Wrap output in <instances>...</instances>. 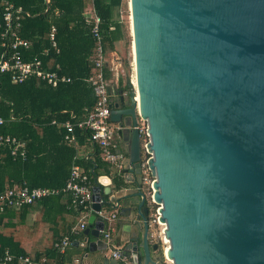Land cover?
<instances>
[{"label": "water", "instance_id": "obj_1", "mask_svg": "<svg viewBox=\"0 0 264 264\" xmlns=\"http://www.w3.org/2000/svg\"><path fill=\"white\" fill-rule=\"evenodd\" d=\"M129 2L136 86L128 75L111 111L127 167L115 186L96 177L83 233L100 239L107 207L139 228L122 247L135 264H264V0ZM140 120L167 250L151 244L153 204L139 189ZM106 248L85 244L80 264H119Z\"/></svg>", "mask_w": 264, "mask_h": 264}, {"label": "trees", "instance_id": "obj_2", "mask_svg": "<svg viewBox=\"0 0 264 264\" xmlns=\"http://www.w3.org/2000/svg\"><path fill=\"white\" fill-rule=\"evenodd\" d=\"M5 1L24 11L21 35L32 44L24 51V59L41 60L47 69L70 76L72 83L52 88L32 78L15 84L9 73L0 74V117L6 121L0 133L24 142L27 151V158L16 160L9 149L0 152V194L15 186L63 188L75 163L94 183L99 169L111 165L102 159L99 147L93 145L89 130L76 128V145H73L64 140L66 130L63 126L66 122L77 124L85 119L96 103L93 89L87 83L93 70L94 47L92 35L84 23L89 0H0V24ZM122 1L93 0L103 21L106 52L116 50L117 43L127 41L126 24L119 18ZM52 9L60 10L62 15L53 19ZM52 27L57 30L59 52L52 48ZM4 52L0 37V58ZM106 77H109L107 70ZM91 146L96 150L93 158L80 155L82 149ZM56 208L62 210L55 213L64 218L61 227L59 223L52 225L50 222ZM82 212L66 193L21 210L0 212V264L6 251L29 256L34 261L46 258L47 264H71V255L59 252L54 246L66 236L75 240L72 229ZM35 213L36 220L28 224L29 216ZM46 226L48 232L44 231ZM80 237H84L82 233Z\"/></svg>", "mask_w": 264, "mask_h": 264}, {"label": "built area", "instance_id": "obj_3", "mask_svg": "<svg viewBox=\"0 0 264 264\" xmlns=\"http://www.w3.org/2000/svg\"><path fill=\"white\" fill-rule=\"evenodd\" d=\"M126 5L127 7L120 11V17L122 21L128 18L131 21L129 0H126ZM23 13L22 7L15 6L9 1L3 3V22L0 24V37L5 52L0 58V74L9 73L15 84H22L32 78H36L52 88H58L63 84L72 83L70 76L62 74L58 70L51 71L47 69L43 61L24 59V51L29 50L32 44L21 35ZM84 23L88 27L94 41L91 57L93 70L87 78V83L93 89L96 103L92 110L88 112L85 119L79 121L77 124L71 122L63 124L66 130L64 140L69 144L76 145L75 129L89 130L91 133L90 140L93 142V145L96 144L99 147L102 159L117 168L119 172H123L127 167L128 160V151L122 141L124 127L111 120L113 100L106 77L107 52L105 50L104 33L102 30L103 21L97 13L93 0H89L87 8L85 9ZM56 31V27H52L50 40L52 42V48L59 52ZM130 81L135 87V76ZM135 99L138 101L137 96ZM5 123L6 121L0 117V127L4 126ZM55 123L53 121V124ZM137 128L141 136L142 144L140 175L142 182L139 189L145 193L148 202L153 204V184L155 178L148 168L150 155L146 151V144L149 140L146 122L140 120ZM6 148L10 150V155L14 160L27 158L24 142H21L15 137L0 133V152ZM93 188L94 183H92L90 176L75 163L72 166L69 179L63 188H30L28 186L8 188L0 194V212L21 210L26 206L49 197L58 196L62 193L70 194L72 196V204L83 209L81 224L72 229V235L78 236L87 228V219L93 214ZM159 209V206L153 204L150 223L158 227L156 238L164 246V250H167L169 242L164 236L165 226L159 222ZM95 214L105 220L102 238L107 243L112 257L122 261V264H135L130 258L123 256L121 248H116L111 243L114 224L119 217L118 211L108 213L106 210H101ZM72 242L70 236H66L60 242L56 243L54 248L64 253L71 247ZM165 261L167 264L171 263L166 257ZM13 262H18L19 264H47L46 258L40 261H34L29 256L16 255L6 251L1 259V264H11Z\"/></svg>", "mask_w": 264, "mask_h": 264}, {"label": "crops", "instance_id": "obj_4", "mask_svg": "<svg viewBox=\"0 0 264 264\" xmlns=\"http://www.w3.org/2000/svg\"><path fill=\"white\" fill-rule=\"evenodd\" d=\"M126 7H127L126 0H123L122 1V6H121V8L119 10V18H120V20H121L120 11L123 8H126ZM52 13H53L52 15L54 16V18H59L62 15L60 10H58V9H52ZM125 21H126V19L124 21L121 20V22H123V23H125ZM118 45H120V43H117V47H118ZM117 54H118L117 50H114V51L108 50L107 51L108 61L110 62L109 65H110V68L113 69V70H110V71H111V74H113L114 78L116 76V73H114V72L117 71L119 69V66H120V60H119V57H118ZM117 79H118V75H117ZM95 152H96L95 148L91 146V147H87L86 149H82L80 155H83V156H86V157L91 156L93 158ZM114 169H115L114 166H110V167H106L105 166V169L104 168L103 169H101V168L99 169V176L108 177L112 181V186H115L116 182L118 183L119 179L122 180V177L118 176V174H116ZM121 187H123L124 189H131V190L137 188V186L134 183H128V184L122 183ZM102 188L105 189L106 186H102ZM118 190H119V188L118 189H117V187L114 188L113 189V193H116ZM105 209H106V211L108 213L116 211V210H113V209L107 208V207H105L104 210ZM61 212H62V210L59 209V208L54 209V213L51 214V219H50V222H51L52 225H55L57 223H59L60 227L64 225V218H62V215L55 214V213H61ZM36 218H37V213L30 215L29 218H28V224H30V225L33 224V222L36 220ZM88 219H87V223H88ZM81 221H82V218L80 217L77 220V223L73 227V229L75 227H78L81 224ZM129 225L131 227H127ZM96 226H97L96 222L94 224H92L91 225L92 230L95 229ZM48 230H49V228H48V226H46L44 231L48 232ZM157 231H158V227L156 225H152L151 224V237H150L151 238V244H152V246H154L155 244L159 243V245L161 247L162 244L160 242H158V239L156 238ZM142 232H143V228H142ZM131 233H133L135 235L140 233L139 232V228L136 226V223H134V221H129L126 218H124V217L119 215L117 221L114 224V231L112 232V239H111L112 240L111 241L112 245L114 247H116V248H121V250H122V247L124 246L125 241L128 239V237L130 236ZM82 234H83L84 237H80L81 234L78 235V236H73L75 238V240L72 242L71 247L66 250L67 254L71 255L70 256L71 260H72L71 264H80V261L82 260V256L85 254V252L83 251V247H84L85 244L87 246L89 243L97 242L98 240H101V241L105 242L103 240L102 236L100 237V239H95L93 237L86 236L83 232H82ZM105 246H107L106 242H105ZM158 254H159V251H153V255L154 256H157ZM104 255L107 258L114 259L112 257L111 251L108 248V246H107V248L105 250ZM92 257H96V255L92 256ZM128 258H130V257H128ZM130 259L132 260V258H130ZM114 260H116V259H114ZM117 261H118L119 264H122V261H120V260H117ZM82 262H83V264H87L86 263L87 261H82Z\"/></svg>", "mask_w": 264, "mask_h": 264}, {"label": "rangeland", "instance_id": "obj_5", "mask_svg": "<svg viewBox=\"0 0 264 264\" xmlns=\"http://www.w3.org/2000/svg\"><path fill=\"white\" fill-rule=\"evenodd\" d=\"M125 24L127 29V41L120 43V45H118L116 49L119 60H122L120 72H121V76L123 77L122 80L124 85H125V79L127 78L128 75L130 79L134 77V67H133L134 55H133V47H132L131 29H130L131 22L129 21V18L126 19ZM161 247H163V245H161Z\"/></svg>", "mask_w": 264, "mask_h": 264}, {"label": "flooded vegetation", "instance_id": "obj_6", "mask_svg": "<svg viewBox=\"0 0 264 264\" xmlns=\"http://www.w3.org/2000/svg\"><path fill=\"white\" fill-rule=\"evenodd\" d=\"M109 63L110 62L108 61V56H107L106 70L108 71V74H109L107 81H108V87H109V91H110L112 100L114 101L115 99H117L119 94L127 93L128 88L126 87V85L123 84V80H122L123 77L121 76V72H120L122 60H120L119 69L115 72L113 71L114 73H116L115 78H114L113 74H111L110 70H113V69L110 68ZM117 75H118V79H117Z\"/></svg>", "mask_w": 264, "mask_h": 264}, {"label": "bare ground", "instance_id": "obj_7", "mask_svg": "<svg viewBox=\"0 0 264 264\" xmlns=\"http://www.w3.org/2000/svg\"><path fill=\"white\" fill-rule=\"evenodd\" d=\"M131 18V17H130ZM131 22V21H130ZM135 83H136V80H135Z\"/></svg>", "mask_w": 264, "mask_h": 264}]
</instances>
